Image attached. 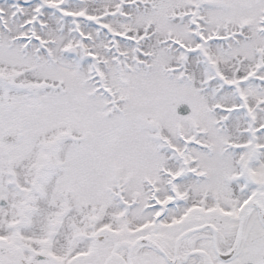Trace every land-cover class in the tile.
Segmentation results:
<instances>
[{
    "label": "snow or ice",
    "instance_id": "obj_1",
    "mask_svg": "<svg viewBox=\"0 0 264 264\" xmlns=\"http://www.w3.org/2000/svg\"><path fill=\"white\" fill-rule=\"evenodd\" d=\"M0 264H264V0H0Z\"/></svg>",
    "mask_w": 264,
    "mask_h": 264
}]
</instances>
